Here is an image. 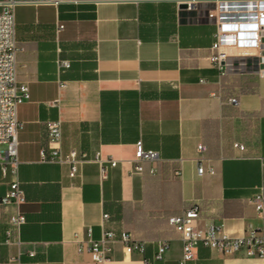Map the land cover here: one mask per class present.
<instances>
[{"label": "crops", "instance_id": "1", "mask_svg": "<svg viewBox=\"0 0 264 264\" xmlns=\"http://www.w3.org/2000/svg\"><path fill=\"white\" fill-rule=\"evenodd\" d=\"M8 6L21 49L17 78L30 97L18 109V174H0V200L16 179L24 190L26 224L20 246H2L0 264H18L11 257L21 264H93L80 245L100 240L104 230L146 241L143 253L112 244L106 264H182L183 244L168 219L196 203L200 228L264 234V219L250 203L264 186V79L220 76L208 60L216 27L204 12L170 0H0V14ZM62 61L70 68L61 69ZM50 122L61 123L63 154L87 155L76 178L68 165L41 160ZM138 142L160 157L144 163L142 173L135 171ZM199 145L207 147L203 175ZM97 154L119 162L104 181ZM11 212L0 206L1 235ZM161 240L169 249L157 261ZM184 264L257 262L200 245Z\"/></svg>", "mask_w": 264, "mask_h": 264}, {"label": "built area", "instance_id": "2", "mask_svg": "<svg viewBox=\"0 0 264 264\" xmlns=\"http://www.w3.org/2000/svg\"><path fill=\"white\" fill-rule=\"evenodd\" d=\"M142 1V0H140ZM159 1V0H143ZM180 10L201 13L204 12L207 20L216 27L215 42L211 47L208 60L218 69L220 76L254 75L264 79V0H170ZM184 6L185 8H181ZM63 27H60L62 29ZM21 49L17 45L16 18L12 6L0 14V174L4 177L10 173L17 176L19 167L18 146L19 132L23 124L18 119V109L21 104L29 100L30 91L27 84L18 82L17 57ZM61 69L70 68L67 61L60 62ZM222 98L221 92L218 94ZM232 105H239L236 97L227 100ZM50 137L49 150L41 151L42 162L58 163L70 167V177L76 178L83 164L88 162L86 154L76 150L63 154L62 128L60 122H50L47 125ZM236 149L243 146L235 143ZM205 145L198 146L201 156L198 174L204 173ZM160 160L159 153L146 150L142 142L136 144L135 171L143 172L144 163L155 164ZM100 167V179L108 178L111 168L118 165L112 158L104 159L97 154L93 160ZM264 165V162H263ZM157 173L156 169L152 171ZM209 172L214 174L213 169ZM261 192L250 203L256 206L258 214L264 219V186ZM26 198L18 180L10 183V189L0 200V206L11 209L4 234L0 233V250L4 245H18L21 228L26 224L23 205ZM202 217L200 204H193L179 216L168 219L169 226L180 236L183 244L182 264L192 261L198 246L202 245L224 256L243 255L248 259L256 260L257 264H264V234L256 230H249L241 236H232L222 231L221 227L210 225L205 228L197 226ZM110 219L108 214L103 215V222ZM89 237L91 229L88 230ZM121 243L125 249L143 253L146 241L136 239L131 233L104 230L100 240L89 238L80 245V252L89 253L93 264H106L107 254L111 245ZM169 249V242L161 240L158 243V252L155 257L162 261ZM34 255V252L30 254ZM9 262L21 264L19 257H11ZM144 264H153L144 260Z\"/></svg>", "mask_w": 264, "mask_h": 264}, {"label": "water", "instance_id": "3", "mask_svg": "<svg viewBox=\"0 0 264 264\" xmlns=\"http://www.w3.org/2000/svg\"><path fill=\"white\" fill-rule=\"evenodd\" d=\"M181 8H185L184 6H182Z\"/></svg>", "mask_w": 264, "mask_h": 264}]
</instances>
